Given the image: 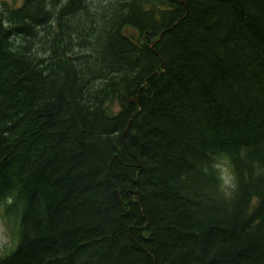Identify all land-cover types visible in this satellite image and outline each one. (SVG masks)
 I'll use <instances>...</instances> for the list:
<instances>
[{"label":"trees","instance_id":"1","mask_svg":"<svg viewBox=\"0 0 264 264\" xmlns=\"http://www.w3.org/2000/svg\"><path fill=\"white\" fill-rule=\"evenodd\" d=\"M98 1L0 13V264H264V0Z\"/></svg>","mask_w":264,"mask_h":264},{"label":"rangeland","instance_id":"2","mask_svg":"<svg viewBox=\"0 0 264 264\" xmlns=\"http://www.w3.org/2000/svg\"><path fill=\"white\" fill-rule=\"evenodd\" d=\"M23 1L24 0H0V13H4L6 8L7 9H15L17 7H20L22 5ZM50 1L55 2V3L60 2L61 6H59V9L66 3V0H56V1L55 0H48L49 5H48L47 9H49L51 11H54V10H53L52 5H51L52 2H50ZM99 4H100V2L98 0H86V5H89V7L87 6L88 8H86V10L89 11L90 5H92L93 7L96 8V6ZM75 15H72L70 17H65V23H66V28H67L68 32L70 31V28H71L70 24L72 23V21H75L73 19ZM5 230H6V228L3 224V221L0 220V253H2L6 249L13 246V242L10 239V237L6 234Z\"/></svg>","mask_w":264,"mask_h":264}]
</instances>
